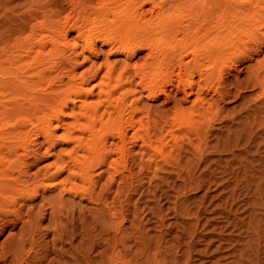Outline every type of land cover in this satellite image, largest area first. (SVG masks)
I'll return each instance as SVG.
<instances>
[{"label":"bare ground","instance_id":"obj_1","mask_svg":"<svg viewBox=\"0 0 264 264\" xmlns=\"http://www.w3.org/2000/svg\"><path fill=\"white\" fill-rule=\"evenodd\" d=\"M31 2L59 8L39 15L28 7L16 15L18 25L0 37V231L20 220L21 200L38 198L26 214L29 247L43 220L46 234L63 237L60 228L68 218L84 215L80 202L99 205L116 177L147 184L141 196L153 191V181L156 187L157 181L167 183L169 173L191 177L197 155L209 149L213 123L223 119L219 103L235 97L233 90L243 82L264 96V0ZM147 4L150 10L143 9ZM155 6L158 16L152 19ZM186 8L192 16H185ZM46 16L58 20L43 28ZM96 42L115 47L112 53L124 58L105 59L99 75L101 69H95L97 93L88 98L75 66ZM67 45L73 57L65 56ZM142 50L149 59L131 62ZM241 66L244 81L231 79ZM141 97L162 98L170 106L152 108ZM69 104L66 121L60 116ZM61 125L57 137L68 146L44 171L28 174L22 158L30 154L31 139L53 143V130ZM102 178L103 188L95 191Z\"/></svg>","mask_w":264,"mask_h":264},{"label":"rangeland","instance_id":"obj_2","mask_svg":"<svg viewBox=\"0 0 264 264\" xmlns=\"http://www.w3.org/2000/svg\"><path fill=\"white\" fill-rule=\"evenodd\" d=\"M31 1L0 0V37L18 25L16 15L28 7H36ZM39 1L42 4L45 0ZM151 6L147 4L143 9L150 10ZM36 8L41 15L59 7L37 5ZM186 9L185 16H192L190 8ZM158 10L155 6L149 16L154 19ZM67 14L65 10L61 16ZM54 17L46 16L43 28L58 20ZM113 48L96 42L93 52L83 51L85 59L78 57L76 78L84 81L85 97L96 95V79L92 74L95 69H101L97 75L101 74L105 59L110 63L123 60L120 52L112 53ZM70 52L71 47L65 46V56L73 57ZM145 54V50L139 51L130 61H142ZM249 63L253 61L243 66ZM243 66L232 71L231 79L244 81ZM254 87L243 82L240 91L233 90L235 97L219 103L224 120L213 123L207 139L209 149L197 155L191 177L182 179L181 175L169 173L167 183L157 181L161 187H156L153 181L155 193L145 191L143 196L140 194L147 184L139 187L137 179H133L130 185L116 177L104 188L99 205L87 200L80 202L84 215L68 218L60 228L64 238L46 234L47 220H43L35 235L36 242L30 247L25 235L26 214L39 199L21 200L17 206L23 202L25 206L18 212L20 220L0 231V264H64L66 261L72 264H264V96H257L258 89ZM140 100L160 110L170 106L162 104V98ZM70 107L72 104L64 109L61 119L71 118ZM61 130L62 125L53 130L55 136L50 144L42 136L31 139L30 154L22 158L26 163L22 167L28 174L44 171L59 150L68 146L57 137ZM99 171L95 169L94 178ZM104 182V178L98 181L95 191L103 188ZM129 193L132 194L127 197ZM2 225L0 219V228Z\"/></svg>","mask_w":264,"mask_h":264}]
</instances>
